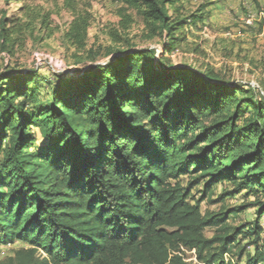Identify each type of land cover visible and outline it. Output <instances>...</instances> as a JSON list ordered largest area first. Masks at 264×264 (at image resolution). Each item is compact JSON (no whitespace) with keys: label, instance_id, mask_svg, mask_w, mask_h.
I'll list each match as a JSON object with an SVG mask.
<instances>
[{"label":"trees","instance_id":"1","mask_svg":"<svg viewBox=\"0 0 264 264\" xmlns=\"http://www.w3.org/2000/svg\"><path fill=\"white\" fill-rule=\"evenodd\" d=\"M115 1L122 30L135 13L159 50L109 49L119 56L68 78L0 71V245L23 246L0 264H187V251L199 264H264V100L169 60L212 4L184 14L182 0ZM19 12L0 15L8 55L24 33L50 31L47 16L36 29L38 15ZM90 22L75 13L61 35L77 66L100 55L79 57ZM216 187L218 203L254 202L201 214ZM252 208L249 226L227 224Z\"/></svg>","mask_w":264,"mask_h":264},{"label":"rangeland","instance_id":"2","mask_svg":"<svg viewBox=\"0 0 264 264\" xmlns=\"http://www.w3.org/2000/svg\"><path fill=\"white\" fill-rule=\"evenodd\" d=\"M202 3H211L210 17L204 24L185 31L186 39L174 51L169 60L173 64L191 65L194 70L202 72L208 67L219 78L234 83H241L250 90L254 99L264 100V22L260 12L264 13V0H182L184 14L194 11ZM70 6V8L68 7ZM31 16L38 15L34 22L39 29L40 16L49 18V33L35 30L33 35L24 33L11 55L0 51V71L38 70L41 76L52 79L51 74H61L65 78L88 67L106 64L118 53L106 55L109 49L123 50L128 47L137 49L159 50L156 39L149 40V31L142 20L133 12L127 14L132 23L126 30L119 26V8L115 0H0V15L19 17V9ZM75 13H87L91 17L87 32L85 53L79 54L85 59L86 52L92 49L99 53L95 62L85 61L75 65L72 50L67 49L61 39ZM262 22V23H261ZM51 32V33H50ZM112 34L119 37L115 43ZM198 49L195 52V49ZM39 96L47 98V89L41 87ZM185 180H183V183ZM201 187L198 188L200 190ZM221 188H215L214 196L200 204L201 214H217L225 209L237 208L253 203V199L226 200L216 202ZM199 198V195H196ZM255 209L230 218L227 224L249 226L255 220ZM264 230V219L260 224ZM216 234L214 228L204 231L206 238ZM264 237V234H262ZM240 247H247L240 242ZM23 247L21 244L12 246L0 245V260L10 257L13 251ZM248 251V249H247ZM228 260L230 257H226ZM187 264H199L193 252L185 253ZM241 264H244V259Z\"/></svg>","mask_w":264,"mask_h":264}]
</instances>
